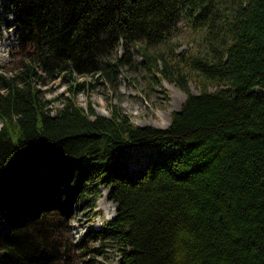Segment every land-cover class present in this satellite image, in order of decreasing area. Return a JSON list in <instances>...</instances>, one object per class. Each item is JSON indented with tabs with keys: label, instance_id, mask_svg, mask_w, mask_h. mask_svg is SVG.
Returning a JSON list of instances; mask_svg holds the SVG:
<instances>
[{
	"label": "trees",
	"instance_id": "16d2710c",
	"mask_svg": "<svg viewBox=\"0 0 264 264\" xmlns=\"http://www.w3.org/2000/svg\"><path fill=\"white\" fill-rule=\"evenodd\" d=\"M4 5L27 58L0 84V264H68L73 246L88 247L66 234L73 208L94 209L102 187L116 211L90 230L117 264H264V0ZM183 26L199 47L173 46ZM163 45L142 51L186 93L167 126L117 102L109 115L83 105L84 81L59 105L38 86L43 73L117 81L132 48Z\"/></svg>",
	"mask_w": 264,
	"mask_h": 264
},
{
	"label": "rangeland",
	"instance_id": "374dc122",
	"mask_svg": "<svg viewBox=\"0 0 264 264\" xmlns=\"http://www.w3.org/2000/svg\"><path fill=\"white\" fill-rule=\"evenodd\" d=\"M14 12L0 0V84L2 77L10 78L20 69L27 58L26 51L20 47L19 30L14 20ZM173 46L179 50L199 47V40L186 26H183L173 38ZM165 46H146L132 48V64L124 66L117 81L111 82L106 78L97 79L95 76L76 75V79L64 82L61 77L54 79L43 73V78L38 84L45 98H56L54 103L61 104V96L69 94V87L75 82L84 81V89L77 95L78 101L85 105V100L90 98L96 110L101 113L109 112L108 103H120L131 118L140 124H155L167 126L171 112L178 109L186 97V93L174 81L160 78L148 69L145 55L142 50L157 57V53ZM124 51L118 50L121 55ZM190 88L198 92L200 88L190 81ZM215 84L210 89H215ZM257 91L264 92V87L256 86ZM132 166L140 165L139 159L131 162ZM109 187H102V195L97 200L94 209L76 205L73 216L68 220L66 234L74 241L83 237L88 242V247L73 246L69 251L71 257L68 264H117L118 251L115 245L101 239L93 238V230L103 228L104 220L111 218L116 211V203L108 196ZM96 212V215H93ZM97 248V249H96ZM96 249V250H95Z\"/></svg>",
	"mask_w": 264,
	"mask_h": 264
},
{
	"label": "water",
	"instance_id": "95a60500",
	"mask_svg": "<svg viewBox=\"0 0 264 264\" xmlns=\"http://www.w3.org/2000/svg\"><path fill=\"white\" fill-rule=\"evenodd\" d=\"M104 114H106V115H109V112H106V113H104ZM138 123V122H137ZM117 205V204H116Z\"/></svg>",
	"mask_w": 264,
	"mask_h": 264
}]
</instances>
